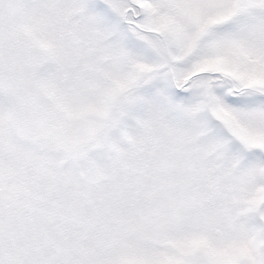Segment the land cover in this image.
Returning a JSON list of instances; mask_svg holds the SVG:
<instances>
[{"label": "snow or ice", "instance_id": "snow-or-ice-1", "mask_svg": "<svg viewBox=\"0 0 264 264\" xmlns=\"http://www.w3.org/2000/svg\"><path fill=\"white\" fill-rule=\"evenodd\" d=\"M0 264H264V0H0Z\"/></svg>", "mask_w": 264, "mask_h": 264}]
</instances>
